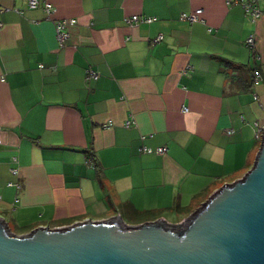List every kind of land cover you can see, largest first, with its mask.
I'll return each instance as SVG.
<instances>
[{
	"label": "crops",
	"instance_id": "1",
	"mask_svg": "<svg viewBox=\"0 0 264 264\" xmlns=\"http://www.w3.org/2000/svg\"><path fill=\"white\" fill-rule=\"evenodd\" d=\"M46 1L50 15L0 0V217L12 232L112 215L179 224L251 167L264 0L254 21L235 0ZM132 14L155 19L132 26ZM62 18L75 23L60 46Z\"/></svg>",
	"mask_w": 264,
	"mask_h": 264
},
{
	"label": "water",
	"instance_id": "2",
	"mask_svg": "<svg viewBox=\"0 0 264 264\" xmlns=\"http://www.w3.org/2000/svg\"><path fill=\"white\" fill-rule=\"evenodd\" d=\"M0 264H264V128L251 167L182 223L112 215L16 234L0 217Z\"/></svg>",
	"mask_w": 264,
	"mask_h": 264
},
{
	"label": "built area",
	"instance_id": "3",
	"mask_svg": "<svg viewBox=\"0 0 264 264\" xmlns=\"http://www.w3.org/2000/svg\"><path fill=\"white\" fill-rule=\"evenodd\" d=\"M235 2L241 4L247 13V15L250 17L252 21H254L259 15L260 10L257 6V0H235ZM26 4L29 8H36L41 7L44 12L47 15H50L53 12V6L49 1L46 0H26ZM200 8H197L195 10H192L190 12H181L180 18L181 19H187L189 21L198 20V15L200 12ZM155 19L153 16H147L142 14H132V15H126L124 16L123 20L125 23L136 26L139 23L142 22H151ZM75 23L74 18H62V19H56L53 20L54 25V31H55V37L60 46H63L65 41L68 38V32H67V26L73 25ZM1 24V23H0ZM162 38V34L158 33L152 40L151 44L158 43ZM245 46L249 49L251 52V55L254 59L258 58L256 52H255V39L254 34L250 33L248 34L244 39ZM192 66L190 64L187 65V67L183 70L185 73L188 69H191ZM88 77H96V73L92 70L88 71ZM261 79V73L259 69H254L253 72V81L257 83ZM185 109V108H184ZM257 125L258 123L255 122ZM264 124H258V128L256 131V136L261 137V134L263 132ZM231 129H227V132H231ZM142 150L144 152H151L154 151L155 153H163L165 151V147H157L156 149H151L149 147H142Z\"/></svg>",
	"mask_w": 264,
	"mask_h": 264
},
{
	"label": "rangeland",
	"instance_id": "4",
	"mask_svg": "<svg viewBox=\"0 0 264 264\" xmlns=\"http://www.w3.org/2000/svg\"><path fill=\"white\" fill-rule=\"evenodd\" d=\"M183 221H185V219H184ZM183 221H182V222H183ZM182 222H181V223H182ZM179 224H180V223H179Z\"/></svg>",
	"mask_w": 264,
	"mask_h": 264
}]
</instances>
